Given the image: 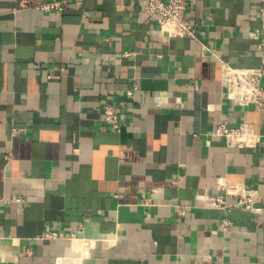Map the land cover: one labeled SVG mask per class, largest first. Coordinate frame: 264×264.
<instances>
[{
	"label": "crops",
	"instance_id": "crops-1",
	"mask_svg": "<svg viewBox=\"0 0 264 264\" xmlns=\"http://www.w3.org/2000/svg\"><path fill=\"white\" fill-rule=\"evenodd\" d=\"M48 1L0 0V264H264V214L236 206L224 232L195 201L223 182L264 191V137L211 134L225 120L264 136L221 78V59L261 64L264 0H189L196 38L170 39L143 0Z\"/></svg>",
	"mask_w": 264,
	"mask_h": 264
},
{
	"label": "built area",
	"instance_id": "built-area-1",
	"mask_svg": "<svg viewBox=\"0 0 264 264\" xmlns=\"http://www.w3.org/2000/svg\"><path fill=\"white\" fill-rule=\"evenodd\" d=\"M63 2L66 0H50L41 7L55 9L59 8ZM142 8L147 16L158 19L160 28L168 39L196 38V22L188 15L189 0H143ZM253 37L258 40L259 46H264V41H259L258 30H255ZM131 54L129 51L124 52V56ZM221 78L226 83L227 99L230 102L236 105H251L257 111L264 112V58L257 67L233 66L230 62L221 59ZM136 90L137 86H132L127 90V96L133 97ZM123 107V104L107 102L102 108L104 121L114 131H120L122 128ZM20 130L22 129H13L15 133ZM211 134L224 138L229 147H256L264 137L247 122L231 126L225 120L216 121ZM220 186L222 192L198 193L195 196L198 205L223 211L219 230L227 232L232 226L230 214L236 206H242L255 214H264V191L259 193L257 189L238 182H223ZM178 212L183 216L186 206L179 205ZM62 236L63 233L58 231L47 230L43 233V237L47 239ZM71 239L75 240V235H72Z\"/></svg>",
	"mask_w": 264,
	"mask_h": 264
},
{
	"label": "bare ground",
	"instance_id": "bare-ground-1",
	"mask_svg": "<svg viewBox=\"0 0 264 264\" xmlns=\"http://www.w3.org/2000/svg\"><path fill=\"white\" fill-rule=\"evenodd\" d=\"M84 242H85V240H84ZM79 242H75V245L71 248V250H70V253H69V255L65 258V260H64V262H70V261H72L73 259H75V260H77V261H75V262H79V259L81 258V256H82V251H81V249H80V247H79ZM85 244H86V242H85ZM88 244V243H87ZM84 248H86L85 246H84ZM88 249V248H87ZM86 252H87V250H86Z\"/></svg>",
	"mask_w": 264,
	"mask_h": 264
}]
</instances>
